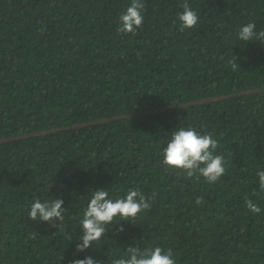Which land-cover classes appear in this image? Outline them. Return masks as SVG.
<instances>
[{
  "label": "trees",
  "instance_id": "16d2710c",
  "mask_svg": "<svg viewBox=\"0 0 264 264\" xmlns=\"http://www.w3.org/2000/svg\"><path fill=\"white\" fill-rule=\"evenodd\" d=\"M183 2L144 0L143 26L122 34L131 0H0V264H111L128 246L170 248L176 264H264V44L237 35L264 30V0H188L199 22L181 32ZM180 127L218 141L219 181L162 163ZM100 188L114 200L138 189L151 209L77 254ZM61 196L60 230L29 218L35 199Z\"/></svg>",
  "mask_w": 264,
  "mask_h": 264
},
{
  "label": "clouds",
  "instance_id": "9594fccd",
  "mask_svg": "<svg viewBox=\"0 0 264 264\" xmlns=\"http://www.w3.org/2000/svg\"><path fill=\"white\" fill-rule=\"evenodd\" d=\"M183 9L178 14L179 30L181 32L197 26L199 16L188 3V0L180 5ZM145 9L144 0H131L130 6L119 17L120 24L117 31L122 34H135L143 26ZM254 22H249L238 31V39L243 42L258 41L264 44V30L257 31ZM238 58L234 56L228 61L233 71L237 70ZM218 141L211 133L201 134L192 127H180L171 131L167 146L163 149L162 163L169 169L181 170L180 174H186L187 178L196 176L203 177L207 183L214 184L226 175L225 157L217 154ZM259 180V189L264 191V170L256 173ZM154 195V194H153ZM138 189H129L126 196L112 199L105 188L96 189L90 197L87 207L84 209L83 217L80 220L82 234L76 243V253L86 252L95 246L110 227L121 225V222L128 221L135 223L138 216L151 209L150 200ZM196 204L203 203V197H198ZM64 199L55 198L51 201L41 202L35 199L30 206L29 218L34 222H47L53 228L61 229L64 221L66 208ZM248 210L259 214L261 208L251 199L246 198ZM124 231L123 226L118 229ZM69 240L72 236L66 234ZM172 249L162 247H140L128 246L124 255L113 258L111 264H176ZM70 264H106L105 261L97 260L91 255L80 259L75 256Z\"/></svg>",
  "mask_w": 264,
  "mask_h": 264
}]
</instances>
